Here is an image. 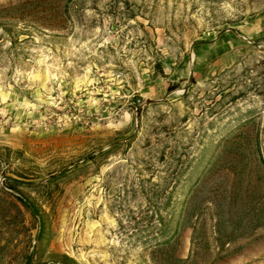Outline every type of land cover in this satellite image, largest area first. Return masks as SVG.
<instances>
[{
  "label": "rangeland",
  "instance_id": "1",
  "mask_svg": "<svg viewBox=\"0 0 264 264\" xmlns=\"http://www.w3.org/2000/svg\"><path fill=\"white\" fill-rule=\"evenodd\" d=\"M0 264H264V0H0Z\"/></svg>",
  "mask_w": 264,
  "mask_h": 264
},
{
  "label": "trees",
  "instance_id": "2",
  "mask_svg": "<svg viewBox=\"0 0 264 264\" xmlns=\"http://www.w3.org/2000/svg\"><path fill=\"white\" fill-rule=\"evenodd\" d=\"M23 204H24L25 206H27L30 210L35 211V209H34V207H33L32 205L26 203L25 201H23Z\"/></svg>",
  "mask_w": 264,
  "mask_h": 264
}]
</instances>
